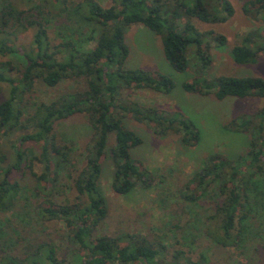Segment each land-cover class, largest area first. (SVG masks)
Here are the masks:
<instances>
[{"label":"trees","instance_id":"16d2710c","mask_svg":"<svg viewBox=\"0 0 264 264\" xmlns=\"http://www.w3.org/2000/svg\"><path fill=\"white\" fill-rule=\"evenodd\" d=\"M58 1L59 13L69 11L82 22L100 28L92 49L85 48V44L94 38L93 34L75 41L52 42L50 15L44 5L19 10L8 0L0 3V56L10 57L0 61V84L10 87L8 97L0 102V131L3 135L23 131L10 142L12 158L0 157V214L12 211L26 189L24 180L32 177L35 196L43 197L42 203L34 206L37 219L43 224L62 222L68 241L76 249L72 262L66 263L57 259L52 241L20 237L25 246L19 252V239L12 223L0 219V264H210L203 253L194 258L191 243L183 242L186 250L175 249L178 259L169 261L165 258L169 250L166 245L155 244L140 234L97 235L108 214L99 183L101 160L111 134L112 191L127 196L146 183V170L130 157V150L142 141L126 128L125 112L137 123L149 124L159 137L179 135L187 147H195L200 140L195 125L178 112L153 107L140 109L135 104L127 108L118 103L123 91L141 89L168 94L174 87L161 74L126 68L129 48L125 29L141 25L161 36L163 57L176 72L187 70L190 45L194 47L196 64L201 70H208L211 56L205 38L213 36L216 47L224 46L227 40L212 31H199L190 20L225 23L233 14L230 3L228 0H110L111 5L104 7L95 0ZM244 9L247 14L260 17L264 15V0H250ZM30 29L33 50L20 52L15 41L19 34ZM230 54L236 64L256 63L264 54V32L259 29L247 32ZM72 78L82 79L84 90L36 104L33 112L25 116L27 98L32 97L37 82L55 88ZM182 90L203 96L213 93L217 101L227 98L263 101L254 121L234 118L225 126L234 125L236 132L249 134L247 150L235 158L209 155L192 176L193 194L184 195L185 199L194 201L214 187L217 201L209 216L214 221V240L223 247L236 246L242 242L248 223L254 220L264 223V78L217 76L185 82ZM76 114L86 116L93 132L80 165L70 158L71 147L63 143L55 130L58 122ZM36 165L42 167L41 173L35 172ZM62 172L71 180L70 189L76 193L73 203L53 200ZM209 231L206 232L210 235Z\"/></svg>","mask_w":264,"mask_h":264},{"label":"rangeland","instance_id":"374dc122","mask_svg":"<svg viewBox=\"0 0 264 264\" xmlns=\"http://www.w3.org/2000/svg\"><path fill=\"white\" fill-rule=\"evenodd\" d=\"M3 0H0V3ZM17 9L25 10L32 5H44L50 15V37L52 42L78 40L88 35H94V40L86 41L85 48L92 49L95 45L100 28L84 23L71 12L59 13L58 0H8ZM80 1V0H76ZM104 7L111 5L110 0H95ZM250 0H228L233 14L225 23L207 24L192 18L191 23L201 32L212 31L222 35L227 42L222 47H216L213 36L204 40L209 46L211 65L208 70H201L196 64L193 54L194 47L190 45L187 51L188 67L184 72H176L167 63L162 52V38L141 25H133L125 29V43L129 48L125 66L128 69H142L154 74L168 77L174 84L168 94L148 90H127L122 92L120 105L138 108L153 107L160 110L180 113L188 119L199 131L200 140L195 147H187L181 143L180 136L169 134L157 136L147 123H137L130 114L125 112L124 124L127 129L138 135L142 143L130 150V157L141 163L146 170V183L133 189L127 196L116 195L111 189L113 177V161L111 148L113 134L107 146L106 154L102 157V176L100 189L106 199L108 214L98 227L97 235L117 237L125 234H140L153 243L166 245L169 250L165 258L169 261L178 259L175 249L186 250L183 242L189 246L197 258L199 253L206 255L210 264H264V223L252 221L247 224L243 240L238 245L222 246L215 242L216 233L213 231L214 221L209 220L217 201L214 187L198 199L187 200L184 195L193 194L190 181L202 162L211 154L235 158L243 154L247 148L250 136L248 133L235 131L234 125L226 128L234 118L254 121L261 109L263 101L258 98H227L217 101L212 94L203 96L186 93L182 90L185 82L201 81L217 76L261 77L264 78V54L254 64H236L230 54L231 48L239 45L242 37L253 29L264 32V15L253 17L244 8ZM220 15V14H219ZM180 30L184 19L181 20ZM93 30L94 33L90 31ZM33 30L30 29L18 35L15 45L20 52L33 50ZM10 57L0 56V61ZM14 63L18 64L15 59ZM197 65L198 67H195ZM17 67L21 68L18 64ZM15 77V76H14ZM0 102L9 95V85L0 84ZM82 79H67L55 88H48L37 82L31 98L25 108V116L33 112L34 106L48 103L61 94L81 92L84 90ZM56 133L63 143L72 149L70 158L80 165L84 160L85 147L92 137L86 116L76 114L55 126ZM23 131L3 135L0 131V157L12 158L10 142H13ZM34 151L37 148L32 147ZM37 153V152H35ZM35 172L41 173L42 167L35 166ZM55 192L56 202H75L76 193L70 189L71 180L61 173ZM32 177L24 180V191L16 201L12 211L0 214V219H9L17 236L19 252L25 246L22 237L48 240L56 246L58 260L72 262L75 247L68 241L67 230L62 224L40 222L34 206L42 203L43 197L38 198L33 191ZM146 185V186H145ZM207 230H211L210 235ZM21 237V238H20ZM176 240H179L177 243Z\"/></svg>","mask_w":264,"mask_h":264}]
</instances>
